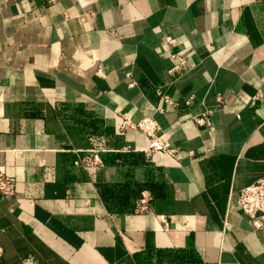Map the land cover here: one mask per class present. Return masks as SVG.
<instances>
[{"label":"crops","instance_id":"obj_1","mask_svg":"<svg viewBox=\"0 0 264 264\" xmlns=\"http://www.w3.org/2000/svg\"><path fill=\"white\" fill-rule=\"evenodd\" d=\"M119 114L155 119L176 156ZM93 149L101 168L74 165ZM263 170L264 0H0V264H264L237 198Z\"/></svg>","mask_w":264,"mask_h":264},{"label":"built area","instance_id":"obj_2","mask_svg":"<svg viewBox=\"0 0 264 264\" xmlns=\"http://www.w3.org/2000/svg\"><path fill=\"white\" fill-rule=\"evenodd\" d=\"M166 43L171 46L176 45L175 39L170 37L165 38ZM171 59L173 66L169 69L171 75L181 74L187 71L188 61L183 55L172 54ZM157 94L167 103H171L167 95H164L160 90ZM262 93L259 91L254 95L253 100L262 97ZM220 100L221 97H218ZM188 99L185 104H189ZM118 132L125 134L128 131H137L148 139V145L142 152L152 155L155 153H162L169 157H175L177 150L170 146V144L164 139L163 135H159V125L152 117H143L138 121H133L130 116L125 114H119ZM194 121L200 125L208 124V112L203 113L200 117L194 118ZM129 148L122 149V152H129ZM108 152L105 149L89 150L88 153L74 161L75 166L82 168H101L103 161L101 155ZM16 193V183L12 177H8L4 174H0V199L6 197H13ZM238 203L240 206L241 214L248 220V222L255 228L261 229L264 227V170L261 177L254 183L242 188L237 195ZM147 195L142 193L140 199L136 202L134 212L143 213L148 212ZM3 250L0 247V262L2 259Z\"/></svg>","mask_w":264,"mask_h":264},{"label":"trees","instance_id":"obj_3","mask_svg":"<svg viewBox=\"0 0 264 264\" xmlns=\"http://www.w3.org/2000/svg\"><path fill=\"white\" fill-rule=\"evenodd\" d=\"M102 197L111 212L123 213L133 210L132 204H129L130 192L119 193L117 189L108 187L102 193Z\"/></svg>","mask_w":264,"mask_h":264}]
</instances>
